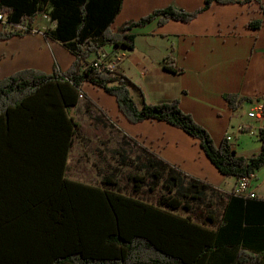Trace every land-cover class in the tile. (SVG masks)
Masks as SVG:
<instances>
[{"label":"trees","instance_id":"1","mask_svg":"<svg viewBox=\"0 0 264 264\" xmlns=\"http://www.w3.org/2000/svg\"><path fill=\"white\" fill-rule=\"evenodd\" d=\"M214 1L258 2L264 12L262 0H205L189 12L171 3L114 31L123 0H0V12L12 25L0 31L1 40L33 32L38 15L47 14L55 22L47 37L75 56L64 71L28 67L0 78V264H264V198L244 197L234 187L225 198L209 181L142 144L138 155L128 147L134 156L110 163L99 184L65 174L81 131L71 108L85 97L110 119L83 93L87 83L115 96L128 121H166L197 138L228 178L238 182L264 167V126L255 135L261 149L244 156L226 136L216 143L179 100L147 102L120 63L113 70L94 65L103 52L135 49L136 27L154 20L191 22ZM263 21L254 19L248 27L259 29ZM224 97L234 112L256 99ZM257 99L264 112V93Z\"/></svg>","mask_w":264,"mask_h":264},{"label":"crops","instance_id":"2","mask_svg":"<svg viewBox=\"0 0 264 264\" xmlns=\"http://www.w3.org/2000/svg\"><path fill=\"white\" fill-rule=\"evenodd\" d=\"M171 3L189 12L203 7L205 0H123L112 29L116 31L128 21L141 19ZM254 19L264 20V12L258 2L214 1L208 10L191 22L169 20L160 25L158 20H154L133 30L137 33L136 48H121L124 56L120 65L138 83L147 102L156 104L179 100L184 111L192 114L213 134L216 143L240 123L258 131L264 122L250 118L248 112L258 101L257 97L264 93V21L261 28L251 29L248 23ZM54 26L55 22L47 14H39L33 32L15 35L8 40L0 39V78L28 67L46 73H51L55 67L67 70L75 56L62 43L47 37L45 30ZM4 28L0 22V31ZM83 93L103 106L110 119L89 106L85 97L71 108V115L81 126V131L66 163L65 174L69 178L99 184L112 159L116 162L111 165H115L119 164L121 155H138V144H142L186 174L209 181L225 198V193L232 191L236 178H228L214 167L197 138L166 121H128L116 97L90 83L83 86ZM132 93L138 103H142V96L137 91ZM227 93L256 99L251 103L245 102L234 112L224 97ZM81 115H88L92 129L100 131L97 136H91L92 130L85 129V120L79 119ZM254 138L259 145L252 153L261 149L260 141L256 136ZM237 139L235 148L239 153L241 136ZM113 143L116 146L112 147ZM87 153L90 157L86 159ZM91 158L94 178H84L83 167L79 168V163L84 159L91 161ZM256 179L258 183H255ZM255 180L253 187L258 197L264 198V167L256 171Z\"/></svg>","mask_w":264,"mask_h":264},{"label":"built area","instance_id":"3","mask_svg":"<svg viewBox=\"0 0 264 264\" xmlns=\"http://www.w3.org/2000/svg\"><path fill=\"white\" fill-rule=\"evenodd\" d=\"M0 22L3 26L12 28V25L7 24L6 15L0 12ZM25 28L23 25H19L17 29H23ZM124 56V53L120 52L113 56H108L107 52H103L100 57L97 58L94 65L98 68H108V70H113L117 64L120 63L122 57ZM263 104L261 101H257L255 105L252 107V110L248 112V116L250 118H256L260 119L261 122H264V112L262 108ZM244 129L247 130L245 132H249L252 135L257 134V130H254L251 126L245 125L243 123H240L237 125L235 132H228L226 135V139L230 143H235V133H242L244 132ZM256 178V173H252L250 176L247 177H240L238 179V182H236L234 186V191L236 194L243 195L244 197H257L258 193L253 187L254 180Z\"/></svg>","mask_w":264,"mask_h":264},{"label":"rangeland","instance_id":"4","mask_svg":"<svg viewBox=\"0 0 264 264\" xmlns=\"http://www.w3.org/2000/svg\"><path fill=\"white\" fill-rule=\"evenodd\" d=\"M241 113L242 112L240 111L239 112V115ZM82 116L83 115L79 116V119L80 120H85L84 121V125L86 126L85 129L87 131H88V129H91L92 130V132H90L91 136H97L100 131H97V130L92 129V124H91L90 120H88L87 117H86L88 115H85L84 117H82ZM231 129H233V127H231ZM232 131L233 130H230V132H232ZM245 131H247V130L244 129V132H242V133H238V132L235 133L236 134V136H235V142H236V139L241 136V142H240V145L238 147L239 148L238 150L240 151L239 153L240 154H243L244 156L251 154L255 149H257V147L259 145V142L254 138L255 136L252 135V134H250L249 132H245ZM233 132H235V130ZM114 146H116L115 143H113V146L112 147H114ZM75 153H76V151H75ZM88 156H89V154L87 153L85 155V158L87 159ZM108 156H110V154H108ZM92 161H93V158H91V161L90 160L89 161H86L84 159L81 163H79V164H81L79 168H82L83 167L82 176L84 178H89V179L90 178H94V174L91 173V171L93 172L95 170V169L93 170V168H92L93 167L92 164H91ZM113 162H116V161L112 159L111 160V163H113ZM78 169H76V170H78ZM73 170H74V168H73ZM125 171L127 172V168L125 169ZM122 183L124 184L125 181H123ZM255 183H258V179L255 180Z\"/></svg>","mask_w":264,"mask_h":264}]
</instances>
